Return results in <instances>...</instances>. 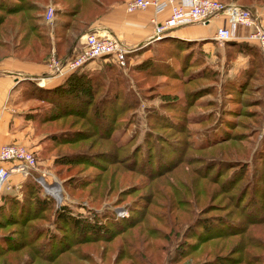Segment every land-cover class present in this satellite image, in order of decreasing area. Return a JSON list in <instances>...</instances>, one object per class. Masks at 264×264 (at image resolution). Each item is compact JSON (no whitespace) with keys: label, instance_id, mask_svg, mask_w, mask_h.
I'll return each mask as SVG.
<instances>
[{"label":"rangeland","instance_id":"rangeland-1","mask_svg":"<svg viewBox=\"0 0 264 264\" xmlns=\"http://www.w3.org/2000/svg\"><path fill=\"white\" fill-rule=\"evenodd\" d=\"M46 4L58 6L54 0H45L43 6ZM44 11L45 7L38 20L43 22L41 29L56 28L57 20L63 17L52 12L47 22ZM162 38L148 42L141 52L130 50L126 56L127 52L123 66L110 57L90 61L92 70L103 71L102 80L117 86L118 97L124 96V103L101 122L88 119L81 125L91 137L80 142L78 148L96 155L94 158L86 156L87 161L82 164L67 165L64 161L66 153L62 147L74 150L77 145L60 149L54 145L45 150L47 142L41 143L40 156L43 157L40 161H46V165L38 164L39 168L36 165L35 170L28 169L27 174H33L38 183L43 209L38 211L37 219L23 226L13 225L10 214L14 211L10 207H6L10 209L4 213L7 217H3V204L7 201L0 193V245L23 238L27 233L21 232L25 233L29 227L52 231L56 224L53 212L62 206L72 215L90 221L96 216L100 222H106L107 214L121 220L131 215L137 217L145 210L156 211L153 204L171 202L177 194L188 191L190 194L186 193L185 198H192L193 193L198 207L205 206L206 214L225 217L228 221L241 220L253 231L251 239L259 242L254 245L261 243L264 247V224L249 226L244 219V212L255 213L256 205L264 209V61L262 77L249 81L244 92L235 93L225 83V77L234 74L228 71L233 60L225 53V42L219 46L213 40L215 54L207 58L201 42L188 41L177 48L172 43L161 42ZM22 88L23 84L19 92ZM191 90L195 95L189 99L187 94ZM174 98L176 101L170 103ZM20 100L23 102L18 106L24 110L35 105L33 101ZM168 112H177L173 116L179 120L163 119V114ZM94 133L100 135L96 137ZM222 137L225 140L219 142ZM112 153L118 159L111 158ZM219 161L226 164L225 167L219 168ZM228 174L233 178L232 183H229ZM233 183L231 189L229 185ZM239 186L242 191L235 202L242 198L246 203L240 210L236 209L235 196L230 197L237 193ZM252 194L254 197H250ZM19 196L14 194L15 198ZM139 225L136 224L131 233H135ZM244 236L240 237L242 248ZM237 239L234 237L228 242ZM115 241L82 245L80 250L91 251L89 258L83 261L67 256L68 261L71 264H113ZM246 248L245 245L240 257L246 256ZM41 251L37 250L38 258H35L26 247L16 256L12 253L0 257V264H46ZM250 252L259 254L258 261L250 264H264V251L253 248ZM124 262L121 260L118 264Z\"/></svg>","mask_w":264,"mask_h":264},{"label":"trees","instance_id":"trees-1","mask_svg":"<svg viewBox=\"0 0 264 264\" xmlns=\"http://www.w3.org/2000/svg\"><path fill=\"white\" fill-rule=\"evenodd\" d=\"M44 1L0 0V53H11L20 58L44 63L51 54H55L50 52V44L41 29L40 25L42 24L38 22ZM54 1L58 4V8L53 9L52 12L63 19L57 20V26L53 31L55 37L56 34H60L59 37H56L57 42H64L69 30L80 31L90 21L102 14L108 4L116 0ZM227 1L229 0L223 2ZM234 1L247 5L254 0ZM188 41L166 35L161 42L172 43V46L182 48ZM193 42L197 44V42ZM180 43L181 45L178 47ZM145 45L138 46L131 51L141 52L145 50ZM224 45L229 60H232L237 53L247 55L245 65L239 67L234 74L225 77V83L232 87V91L235 93L244 92L248 89L249 81L262 77V54L255 43L247 41H227ZM129 54L130 52L126 56ZM225 61L227 62V60ZM102 72V70L78 69L69 73L63 81L52 87H39L29 78H25L21 83L23 88L20 90V98L35 102V105L23 112V118L31 124L34 135L41 134L39 143L47 142L45 150L53 148L54 145L58 149L61 146L74 147L77 145L74 150L62 147V151L66 153L62 156L67 165L82 164L87 161L86 156L93 155L92 158L96 156L94 153L90 154L89 151L78 148L80 142L91 137L81 128V125L88 119L94 123L96 120L101 122V119L114 113L117 106L124 103L125 97H118L117 86L104 78L102 80ZM211 73L216 74L212 71ZM116 80L117 78L114 81ZM194 95V90L187 94L189 99ZM175 101L174 98L170 103ZM88 113H91L89 114L90 118H87ZM175 114L168 112L163 114L162 118L179 120L173 116ZM197 116L195 114V118ZM94 134L96 137L100 135L99 133ZM223 138L218 139L219 142H223L225 140ZM41 150L42 146L36 155L32 152L36 161V158L42 159L43 157L40 156ZM112 157L118 159L113 156V153ZM218 163L220 164L219 168L226 165L221 161ZM101 170L99 169V171ZM32 175H27L21 183L20 199L7 196V194L2 195L9 205L6 206V202L3 204V208H5L3 217H7L4 213L11 208L14 211V214H10L14 220L11 222L13 225L23 226V224L37 219L38 211L43 209V197L40 196L37 188L38 183ZM228 178L230 179L229 183H232L233 178L229 177V174ZM234 185L235 183L229 187L232 189ZM241 191L239 186L237 193L230 196L232 198L233 195L235 196L234 203L238 210L246 204L242 198L235 202ZM186 193L188 191L177 194L171 202L155 203L153 205L156 211L150 209L146 212L145 210L140 212L137 217L131 215L129 218L119 220L107 214L108 217H105L107 223L100 222L96 216H93L95 219L90 221L86 217L72 215V212L64 206L59 207L53 212L56 224L54 223L55 227L52 231L46 232L47 230L45 231L43 228L37 230L29 227L25 233L21 232L27 233L23 238L12 241L13 243L10 242L8 245L6 243L0 245V257H6L12 253H15L16 256L23 248L29 247L35 258H38L37 250L42 249V258L46 260V264H71L67 256L83 261L87 256L89 258L91 251L80 250V246L96 242L109 243L116 239L113 264H118L121 260H125L123 264H176L179 262L181 264H250L253 261H258L256 259L259 254H253L250 251L253 248L264 251V247H261V243L254 245L259 242L251 239L254 238L252 230L247 228L241 220L228 221L225 220V217L220 218L214 214H206L208 211L203 210L205 206L198 207V201L194 199L193 193L192 198H185ZM250 197H254V194ZM255 207V213L246 214L244 212V219L249 226L264 224L263 207L259 205ZM136 224L141 225L135 233H131L130 230L134 229ZM247 234L248 236H246ZM242 235L246 236H244L243 248L245 245L247 248L244 250L246 256L240 257V253L243 251L240 246ZM189 236L192 237V240H188ZM234 237H238V239L229 244L228 240ZM258 239L262 240L260 237ZM38 240L39 242L36 243ZM66 253L68 255H65Z\"/></svg>","mask_w":264,"mask_h":264},{"label":"crops","instance_id":"crops-1","mask_svg":"<svg viewBox=\"0 0 264 264\" xmlns=\"http://www.w3.org/2000/svg\"><path fill=\"white\" fill-rule=\"evenodd\" d=\"M124 1L116 0L108 4L102 14L90 21L80 31L69 30L64 42H57L58 40L54 35L52 27H47L43 33L50 44V52L55 53L58 59L71 58L80 49L83 35L90 30L104 31L112 34L122 43L129 46L131 50L151 42L150 36L153 33V24L150 22V19L153 17L156 21H161L166 17L167 9L158 13H155L151 8L126 12ZM223 3L251 10L255 14L260 26L264 29V0H254L247 5H242L234 0ZM52 7L54 9L58 8L57 5H52ZM40 23L42 24L43 22ZM218 25L228 26L224 16L212 18L205 24L193 23L181 25L169 30L167 35L181 40L201 42V47H205L203 50L206 52V57L210 56L212 58L216 50L213 45L212 32L214 27ZM230 28L233 37L228 41H247L245 36L251 28L238 25H232ZM221 58L223 59V56ZM232 60L228 68L229 72H235L239 67H243L247 60V55L237 53ZM92 68H94L93 63L89 62L80 69L86 70ZM68 74L66 72L50 75L44 62L31 61L12 55L11 53H0V145L18 142L28 147L33 154H37L41 146L39 136L33 134L31 124L23 118L25 110L18 106L23 102L20 100L19 86H21L25 78H29L39 87H52L63 81ZM43 77V82L38 85L37 80ZM36 159L37 165H41V163H45L46 165V161ZM27 175H22L12 170L7 181L9 187L6 190L8 191H3V189L5 190L3 188L0 193L2 195L14 196L16 194L21 196L20 186ZM20 196L16 198L20 199Z\"/></svg>","mask_w":264,"mask_h":264},{"label":"built area","instance_id":"built-area-1","mask_svg":"<svg viewBox=\"0 0 264 264\" xmlns=\"http://www.w3.org/2000/svg\"><path fill=\"white\" fill-rule=\"evenodd\" d=\"M151 8L155 13L167 9V15L161 21L153 17V33L150 40L154 41L168 34L169 30L181 25L200 23L205 24L212 18L224 16L228 26H215L212 32V40L219 46L232 39L230 26L238 25L251 28L245 39L255 43L264 61V29L260 26L255 14L244 7L225 4L219 0H125L126 12ZM51 4L45 6L43 17L50 21L52 17ZM131 48L122 43L118 38L104 31L90 30L82 37L80 49L71 57L58 59L51 54L46 61V67L50 75L71 73L80 69L83 65L99 57H110L120 66L124 65V56ZM44 77L37 80V84L43 82ZM36 160L32 151L22 143L9 142L0 145V191L8 189V177L12 170L22 175L27 174L28 169H34Z\"/></svg>","mask_w":264,"mask_h":264},{"label":"bare ground","instance_id":"bare-ground-1","mask_svg":"<svg viewBox=\"0 0 264 264\" xmlns=\"http://www.w3.org/2000/svg\"><path fill=\"white\" fill-rule=\"evenodd\" d=\"M55 195H56V197H58V196H59V194H58V192H57V191H56Z\"/></svg>","mask_w":264,"mask_h":264}]
</instances>
